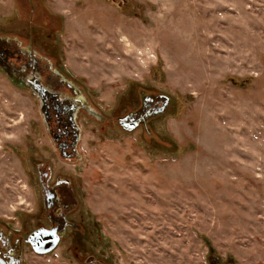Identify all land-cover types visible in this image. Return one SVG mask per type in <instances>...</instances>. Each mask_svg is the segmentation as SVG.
Instances as JSON below:
<instances>
[{
	"label": "rangeland",
	"instance_id": "obj_1",
	"mask_svg": "<svg viewBox=\"0 0 264 264\" xmlns=\"http://www.w3.org/2000/svg\"><path fill=\"white\" fill-rule=\"evenodd\" d=\"M30 1L0 0V36L51 57L96 114L62 164L37 95L0 71V226L36 225L46 161L72 178L105 264H264V0ZM139 91L169 97L148 132L99 121ZM26 255L76 264L61 246Z\"/></svg>",
	"mask_w": 264,
	"mask_h": 264
},
{
	"label": "flooded vegetation",
	"instance_id": "obj_2",
	"mask_svg": "<svg viewBox=\"0 0 264 264\" xmlns=\"http://www.w3.org/2000/svg\"><path fill=\"white\" fill-rule=\"evenodd\" d=\"M30 11L38 13V6L32 5ZM0 71L14 84H20L37 95L49 147L59 162L66 165L77 163L81 135L78 119L82 114H96L90 109L84 91L72 82L69 75L64 76V70L56 68L51 57L39 55L20 40L5 36H0ZM135 101L136 97L123 99L128 107L112 120L101 115L97 117L104 125L113 124L123 133H132L138 128L148 132L149 121L162 115L170 104L168 96L145 91H139L138 102ZM34 168L41 205L36 215L38 222L29 227L27 210L26 229L15 231L0 226V264H27L26 252L33 257L47 256L59 246L71 254L76 264H105L93 253L95 247L88 248L83 244L91 238L92 243H96L99 233L95 221L89 229L84 220L74 217L80 202L74 193L72 178L66 173H53L50 162H38ZM38 229L49 238L37 243L36 247L43 248L55 240L48 253H36L30 243V235Z\"/></svg>",
	"mask_w": 264,
	"mask_h": 264
},
{
	"label": "water",
	"instance_id": "obj_3",
	"mask_svg": "<svg viewBox=\"0 0 264 264\" xmlns=\"http://www.w3.org/2000/svg\"><path fill=\"white\" fill-rule=\"evenodd\" d=\"M47 238H49L47 236V234L46 235L43 234L42 230H39V229L30 235V243H31L33 249H35L36 253L44 254V253H48L49 251H51L52 247L55 245V242H54L55 240H53V242L51 241L49 244L43 246V248L36 247L37 243L42 242V240L45 241V240H47Z\"/></svg>",
	"mask_w": 264,
	"mask_h": 264
}]
</instances>
